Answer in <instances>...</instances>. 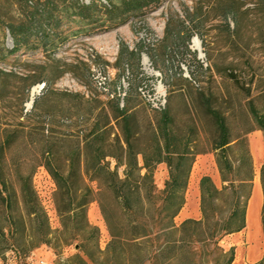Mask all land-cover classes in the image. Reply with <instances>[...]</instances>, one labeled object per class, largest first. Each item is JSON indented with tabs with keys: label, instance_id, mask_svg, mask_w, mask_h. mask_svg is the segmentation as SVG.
<instances>
[{
	"label": "trees",
	"instance_id": "1",
	"mask_svg": "<svg viewBox=\"0 0 264 264\" xmlns=\"http://www.w3.org/2000/svg\"><path fill=\"white\" fill-rule=\"evenodd\" d=\"M102 5L96 0H0V62L13 56L11 66L31 65L20 55L27 50H41L46 55L66 38L70 20L87 18ZM195 15L186 9L176 20L169 16L162 40L181 35L189 40L193 33L186 23L190 24ZM177 23L181 28L175 29ZM6 38L11 43L9 48L4 43ZM142 52L162 75L160 81L166 93L162 107L146 106L140 95L146 78L139 65ZM130 59L135 72L128 66ZM113 65L122 94L116 91V85L110 88L105 83L100 86L104 98L96 91L85 95L55 90L54 79L67 70L48 76L44 67L54 65L34 64L35 70L23 68L27 71L24 75L1 71L6 77L30 79L18 97L20 107L15 120L0 121L1 216L7 232L12 238L15 235L13 245L24 255L45 245L55 253V264H207L214 253L217 261L231 264L234 247L224 252L218 242L245 225L254 177L247 134L254 127L264 134V112L253 99L246 100L244 121L249 126L234 131L228 116L216 106L218 89L205 88L200 79L205 73L203 66H199L200 72L189 68L187 76L180 71L175 78L158 66L141 44L130 49L120 41ZM120 78L126 82L124 88ZM41 83L43 88L34 96L30 109L25 110L23 104L28 101L30 88ZM6 87L7 83L1 81L0 101L7 93ZM51 96L61 97L60 112L64 115L71 109L67 103L75 102L70 116L65 115L73 120L56 135L49 122L40 121ZM172 99L183 102L184 117L172 113ZM198 113L208 127L203 126ZM30 118L36 119L35 124ZM30 135L35 137L41 165L55 185V229L37 202L30 173L24 174L20 164L13 172L5 168L12 145ZM198 142L213 152L222 185L218 188L208 175H202L198 180L200 217H186L177 223L175 217L185 201ZM161 162L167 167V177L157 189L154 171ZM259 181L264 237V161L259 167ZM17 201L22 211L13 207ZM91 201H96L109 236L103 250L98 244L99 228L87 217ZM0 234H5L3 225ZM31 237L34 244L23 242ZM70 245L74 253L62 259V251ZM254 264H264V252Z\"/></svg>",
	"mask_w": 264,
	"mask_h": 264
},
{
	"label": "rangeland",
	"instance_id": "2",
	"mask_svg": "<svg viewBox=\"0 0 264 264\" xmlns=\"http://www.w3.org/2000/svg\"><path fill=\"white\" fill-rule=\"evenodd\" d=\"M96 1L104 5L87 18L70 20L66 24L69 26L66 38L50 48L46 55L41 50H27L25 54L20 55L31 65L11 66L13 56L0 62V82L7 83V93L0 101L1 122L15 120V113L20 107L18 97L24 92V84L30 80L27 76H24V79L6 77L1 71L11 70L24 75L27 71H23V68L35 70L34 64L54 65L44 67L48 76H54L60 69L67 70L54 79L52 87L55 90L79 92L85 95L96 91L104 98L100 86L105 83L106 85L108 83L110 88L116 85V91L120 92L116 80L117 70L113 67L120 41L130 49L136 44L143 45L144 50L152 54L157 65L175 78L180 71L182 76H187L189 68L200 72L199 66H203L205 73L200 74V79L203 80L205 88L218 89L214 98L216 106L228 116L234 131H242L249 126L244 121L246 100L253 99L256 106L264 112V0H110L113 5H109L107 0ZM186 9L196 14L190 24L186 23L188 30L193 33L190 39L186 40L184 35H181L178 39L162 40L166 19L172 16L176 20ZM178 28L181 26L177 23L175 29ZM4 43L7 48L11 46L7 38ZM139 65L146 77L140 88V95L145 105L162 107L166 95L165 87L160 81L162 75L152 67L151 60L145 52L140 54ZM128 66L135 72V65L131 59L128 61ZM120 83L123 88L126 86L123 78H120ZM41 84H35L30 88L28 101L23 104L25 110L31 107L29 104L31 93L34 96L40 93L43 87L38 86ZM60 98L51 96L43 107L44 114L40 118L41 122H49L51 128L55 130V135L62 132L64 126L73 120L69 116L75 102L67 103L71 109L65 113L69 116H65L60 112ZM170 109L177 118L186 114V107L179 99H172ZM198 116L203 126L208 127L199 113ZM30 119L31 123L35 124L36 119ZM252 139L257 140V147L251 146ZM247 141L250 153L252 154L254 150L259 154V163L253 162L254 173L259 181V167L264 161V134L254 127L247 134ZM196 148L197 153L185 191V201L175 217L177 223L186 217H200L198 180L202 175H208L218 188L222 185L213 152L208 151V147L200 142ZM8 153L10 157L5 168L13 172L16 164H20V170L24 174L30 173V183L37 202L46 213L51 228H57L55 185L41 165L42 159L35 147V137L30 135L21 142L15 143ZM166 177L167 167L161 162L154 171L157 189L162 188ZM13 207L18 211L23 209L20 201H17ZM1 211L0 205V225H3L5 233L4 236L0 234V264H28L27 258L31 252L41 247L43 250L47 248L53 254L51 258L43 254V258H40L42 264H55V253L45 245L32 249L27 255L16 248L13 245L16 241L15 235L12 238L11 233L7 232ZM87 217L99 228L98 244L103 250L109 236L96 201L88 204ZM24 220L27 222V217L24 216ZM23 242L34 244L36 241L31 237L24 239ZM218 245L224 252L229 249L228 246L221 244V239ZM74 251L73 245L64 248L62 259ZM210 258L207 264H222L221 260L217 261V253ZM33 264H40V260Z\"/></svg>",
	"mask_w": 264,
	"mask_h": 264
},
{
	"label": "crops",
	"instance_id": "3",
	"mask_svg": "<svg viewBox=\"0 0 264 264\" xmlns=\"http://www.w3.org/2000/svg\"><path fill=\"white\" fill-rule=\"evenodd\" d=\"M257 160L255 161L253 158V153L251 154L253 158V162L255 164L259 163V154L256 153ZM257 179L255 173L252 180V190L251 194L254 191V188L257 190L258 195V205L256 210L252 213V216L249 214L250 209V198L247 203L246 212H245V225L244 227L237 232L227 234L221 238V244L225 247H234V258L231 264H254L258 261L264 252V237L260 222V211L262 206V190L259 184V187H256L254 181ZM251 196V195H250ZM193 218V217H192ZM46 255L48 258H51L53 255L50 250L45 248H37L31 252L27 260L28 264H33L37 260L42 261L40 258H43L42 255Z\"/></svg>",
	"mask_w": 264,
	"mask_h": 264
},
{
	"label": "bare ground",
	"instance_id": "4",
	"mask_svg": "<svg viewBox=\"0 0 264 264\" xmlns=\"http://www.w3.org/2000/svg\"><path fill=\"white\" fill-rule=\"evenodd\" d=\"M251 146L257 147V140L256 139H252ZM253 158L255 161L257 160V155L255 154L254 150H253ZM254 183H255L256 187H259V184H258L256 178H255ZM257 205H258V195H257L256 188H254V191L252 192V194L250 196V209H249L250 216H252V213L256 210Z\"/></svg>",
	"mask_w": 264,
	"mask_h": 264
},
{
	"label": "water",
	"instance_id": "5",
	"mask_svg": "<svg viewBox=\"0 0 264 264\" xmlns=\"http://www.w3.org/2000/svg\"><path fill=\"white\" fill-rule=\"evenodd\" d=\"M43 83L41 84V85H39L38 87L39 88H42L43 87ZM33 98H34V95H33V93H31V97H30V101H29V104L31 105V103H32V101H33Z\"/></svg>",
	"mask_w": 264,
	"mask_h": 264
},
{
	"label": "built area",
	"instance_id": "6",
	"mask_svg": "<svg viewBox=\"0 0 264 264\" xmlns=\"http://www.w3.org/2000/svg\"><path fill=\"white\" fill-rule=\"evenodd\" d=\"M43 263V261H40V264H42Z\"/></svg>",
	"mask_w": 264,
	"mask_h": 264
}]
</instances>
